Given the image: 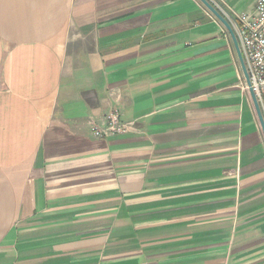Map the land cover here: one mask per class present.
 Wrapping results in <instances>:
<instances>
[{
  "label": "crops",
  "instance_id": "1",
  "mask_svg": "<svg viewBox=\"0 0 264 264\" xmlns=\"http://www.w3.org/2000/svg\"><path fill=\"white\" fill-rule=\"evenodd\" d=\"M243 82L200 0H0V264H264Z\"/></svg>",
  "mask_w": 264,
  "mask_h": 264
},
{
  "label": "built area",
  "instance_id": "2",
  "mask_svg": "<svg viewBox=\"0 0 264 264\" xmlns=\"http://www.w3.org/2000/svg\"><path fill=\"white\" fill-rule=\"evenodd\" d=\"M212 2L234 31L250 80V86L243 82L242 88L247 93L252 89L264 118V0H257L252 12L243 13L225 9L215 0ZM127 128L128 123L121 120L120 112L114 108L100 125L93 123L91 130L96 136H110Z\"/></svg>",
  "mask_w": 264,
  "mask_h": 264
},
{
  "label": "water",
  "instance_id": "3",
  "mask_svg": "<svg viewBox=\"0 0 264 264\" xmlns=\"http://www.w3.org/2000/svg\"><path fill=\"white\" fill-rule=\"evenodd\" d=\"M204 6L221 22L223 23V25L227 28L228 32L230 33V36L232 38V41H233V44H234V47H235V50H236V53H237V56H238V59H239V62H240V65H241V69L243 71V74L245 76V79H246V82L248 84V86H250V80H249V76H248V73L246 71V67H245V64H244V61H243V58H242V55H241V52H240V49H239V45H238V41L236 39V36L234 34V31L231 27V25L228 23V21L223 17V15L208 1V0H200ZM249 93L251 95V98H252V101H253V104H254V107H255V111H256V114H257V117H258V121H259V124H260V127H261V130L263 132V135H264V118H263V115H262V112L260 110V107H259V104L257 102V99H256V96L254 94V92L252 91L251 88H249Z\"/></svg>",
  "mask_w": 264,
  "mask_h": 264
}]
</instances>
